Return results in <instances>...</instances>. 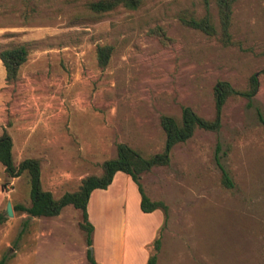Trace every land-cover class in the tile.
I'll return each instance as SVG.
<instances>
[{
    "label": "rangeland",
    "instance_id": "374dc122",
    "mask_svg": "<svg viewBox=\"0 0 264 264\" xmlns=\"http://www.w3.org/2000/svg\"><path fill=\"white\" fill-rule=\"evenodd\" d=\"M89 1L0 0V49L28 48L12 83L0 62V133L11 137L13 163L38 158L42 188L58 197L98 174L117 142L142 156L160 152L161 115L179 119L187 106L210 119L216 82L241 91L254 74L250 106L240 95L228 97L216 132L195 129L170 149L166 165L140 175L144 194L163 202L165 214L141 216L138 194L127 189L124 198L96 189L90 210L98 228L109 222L114 243L124 217L127 264H146L155 238V264H264V0L233 2L234 43L226 46L179 20L207 10L216 24L214 0H142L135 10L99 15ZM155 27L167 44L149 34ZM101 45L111 47L104 66L95 56ZM222 170L230 188L220 183ZM7 201L29 205L28 185L24 174L8 178L0 165V212ZM26 216L12 210L0 225L6 264H64L68 252L83 257L78 209L67 205L59 217L23 224ZM155 218L150 245L140 247Z\"/></svg>",
    "mask_w": 264,
    "mask_h": 264
},
{
    "label": "trees",
    "instance_id": "16d2710c",
    "mask_svg": "<svg viewBox=\"0 0 264 264\" xmlns=\"http://www.w3.org/2000/svg\"><path fill=\"white\" fill-rule=\"evenodd\" d=\"M235 0H214L216 7V24L212 21L209 12L206 10L200 16H180V22L192 29L198 30L208 37L214 38L221 45H230L234 41L229 32L231 7ZM142 3V0H91L88 2V9L94 14H102L122 7L128 10H135ZM162 44H167L169 38L165 36L160 27L149 30ZM111 47L108 45L97 46L95 49L96 61L99 66H104L109 58ZM28 48L25 44H15L0 49V62L4 69L6 82H13L16 79L18 69L26 60ZM257 89V80L254 74L248 78L247 87L238 91L226 81H218L213 86V116L210 119L203 118L193 112L189 107L180 108V117L161 115L159 124L164 133V142L160 152L142 156L138 151L125 143H115V155L104 159L100 163L98 174L84 175L73 191H65L58 197H54L49 190L41 186L39 159L26 157L16 164L12 160V141L10 135L2 130L0 133V165L8 178L24 174L28 185L29 205L13 204L12 210L18 213H25L31 217H52L60 210L70 205L78 209L81 214L79 229L85 233L87 264H100L96 262L90 253L92 225L87 219L86 203L89 194L94 189H104L111 182L113 174L120 171L129 176L136 187L139 195V209L142 212L160 210L165 214L166 206L159 200H150L143 192L140 185V175L149 171L152 167L166 165L169 161L170 149L177 143L184 142L195 129H202L216 132L220 126L221 109L226 99L230 96L240 95L246 99V105H251V98ZM220 183L225 188L232 186L231 179L225 171H221ZM4 213L0 212V225L5 221ZM27 221L24 219L23 224ZM21 231L19 232V234ZM153 253L149 254L146 264H155L156 251L159 248V240L155 238L152 242ZM0 264H6V257H0Z\"/></svg>",
    "mask_w": 264,
    "mask_h": 264
},
{
    "label": "crops",
    "instance_id": "0c3cea01",
    "mask_svg": "<svg viewBox=\"0 0 264 264\" xmlns=\"http://www.w3.org/2000/svg\"><path fill=\"white\" fill-rule=\"evenodd\" d=\"M130 191L133 193V195L138 194L135 185L133 182L130 180L129 176L117 171L113 174L111 182L108 184L106 188H104L103 192L101 194H115L119 195L122 194V198H124L125 191ZM96 192V189L92 190L89 194L88 201L86 203V213H87V219L92 225V234H91V250H92V256L94 260L100 264H127V257H128V252L126 250V245H125V239H124V217L121 218L119 222H116L117 224L116 228L119 231L118 238L116 243H114L111 235V229H109V222H103V224L100 222V228H98L96 221L94 217L92 216L91 208H90V201L92 199V196ZM139 197V195H138ZM139 203V200H138ZM67 206V205H66ZM62 209L60 212L52 217H59L61 214ZM156 210H153L151 212H147L144 214H141V216L148 217L151 216L152 214L155 213ZM139 213V212H138ZM122 216H124V211H122ZM25 218H35V217H28L26 216ZM47 218V217H45ZM150 219V218H148ZM156 219V218H155ZM154 219V225L151 228V231L149 235L146 237L145 240L141 242L140 247L148 246L150 245V241L152 240L153 235L156 232V227L158 225V219ZM98 233H101V238L98 236ZM144 245H143V244ZM86 249V244L83 247V250ZM137 249V248H136ZM141 249V248H140ZM143 249H141L142 251ZM68 260L64 262V264H87L86 259H85V254L83 252V257H79V255H75L73 252H68ZM38 256L39 259L40 255H35ZM35 258V257H34ZM144 259V257H143ZM33 259H31L28 264ZM21 261V260H20ZM145 261V260H144ZM142 263H144L142 261ZM22 264V263H21ZM33 264V263H32Z\"/></svg>",
    "mask_w": 264,
    "mask_h": 264
},
{
    "label": "water",
    "instance_id": "95a60500",
    "mask_svg": "<svg viewBox=\"0 0 264 264\" xmlns=\"http://www.w3.org/2000/svg\"><path fill=\"white\" fill-rule=\"evenodd\" d=\"M4 215L7 216V217L12 216V207H11L9 201H7L6 204H5ZM28 217H30V216H28Z\"/></svg>",
    "mask_w": 264,
    "mask_h": 264
}]
</instances>
